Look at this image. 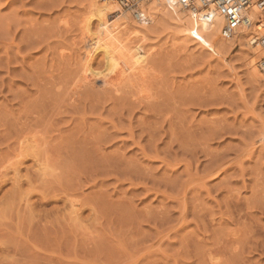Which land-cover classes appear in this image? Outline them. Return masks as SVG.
<instances>
[{
	"label": "rangeland",
	"instance_id": "rangeland-1",
	"mask_svg": "<svg viewBox=\"0 0 264 264\" xmlns=\"http://www.w3.org/2000/svg\"><path fill=\"white\" fill-rule=\"evenodd\" d=\"M95 1L0 0V264H264L248 47L215 58L151 21L132 72L108 89L97 52L79 86Z\"/></svg>",
	"mask_w": 264,
	"mask_h": 264
},
{
	"label": "bare ground",
	"instance_id": "bare-ground-1",
	"mask_svg": "<svg viewBox=\"0 0 264 264\" xmlns=\"http://www.w3.org/2000/svg\"><path fill=\"white\" fill-rule=\"evenodd\" d=\"M98 1H95V3L92 4L94 7L92 15L90 17H87L85 21L81 19L82 21H84L83 27L82 25L80 27V28H83V30L81 31L83 32L84 28H86V30H85L84 36L81 35V38L82 36L83 38L80 40L86 39L87 37H90V36L92 37L90 38V41L87 40L88 42H90L89 44L90 48L87 49L86 47V50L84 48L85 50V51L83 50L84 56L81 57V59L83 58V60H81V63H82L81 66H82V69H84V73L82 75L81 80L78 83L79 86H82V85L89 86L88 84L94 80V79L91 80L90 78L91 73L89 71V68L91 67L90 65L91 60L93 59L94 55L97 52H101L103 54L101 55L104 61L103 63H105L106 71L109 70L105 74L106 71H103L105 70L104 64H103L104 69L101 68L103 69L101 70L103 72L102 73L100 72V75L105 74L104 76H100L102 78L104 77L103 79H105V77H108L104 80V82L102 81L105 84V86L107 84L108 87L107 86L106 87L108 89L110 87V85L108 84H112L111 83V77H112L111 73H113L115 76L117 75V73H121V75L122 74L124 75L125 73L128 74V71L132 72L131 69L134 63H131L129 60L132 58V55L130 52L132 47H129L127 45H129L130 40L133 38L135 39V37L138 38V36H140V40H141V39H144L146 35L150 34L151 32L153 33L152 27L154 24H155L154 25L155 29L169 30L172 32V34H174V36L183 37V40L187 45L188 43L190 44V42H193L195 45H198V47L211 53L210 56H215V58H218L223 53L231 51L233 48L235 49L237 45H238V48L240 46L241 48L245 50L248 47L247 49L249 51L247 50H246L247 52L241 51V50L240 51L243 52L241 53L243 55L244 53L247 54V55L245 54L244 55L245 57L244 56L243 57L247 61L246 64L249 69V72H248L249 76L252 78V80H255V81L262 80V76L264 75V73L263 74L260 73L258 69L261 71L259 66L262 65L261 60L262 58H264V47L260 45L259 43H253V40H254L255 35H260V36L262 35L261 29H262V26H264V13L261 12L256 7H252L249 11L245 12V22L241 26L236 28V30L230 37L226 38V37H222L221 35V30L225 23L224 16L219 12V10L214 5H212L210 2L207 3L206 0H196L191 7H184L180 5L179 3H177L175 0H149L148 2L141 1L139 4L140 13H142L141 18L133 16V14L127 9L120 8L116 6L114 3L112 4L110 0L109 2L107 1V3L105 2L104 4H102L103 3L102 1H100L102 3ZM126 10L129 12V14L131 15L133 19L129 18L130 16H128V13L126 12ZM111 15L116 16L119 20H116L117 22H115L113 19L110 20L109 18ZM91 17H94L97 22L96 24L97 28L93 27L94 30L96 29V31H93L94 33L92 32V28L89 27V25L91 24L90 23V19H92ZM151 21L154 22V24L151 23V26L149 25L151 27L150 28L149 26H147L146 23L151 22ZM124 23L125 24L127 23L128 25H124ZM154 28L153 30H155ZM123 30L125 31L124 33L127 34L125 37H122V34H124L122 33ZM88 32L90 33L92 32V35L91 34L89 35ZM87 41L85 40V42ZM186 44L185 46H187ZM85 46L87 45H84V47ZM249 48H252V50H250ZM224 55L225 54H223V56ZM256 64L258 66V69L256 67ZM133 74H136V73L134 72ZM109 76H110V80H109ZM144 89L145 88H143V90ZM138 91H139V87H138ZM262 94L264 96V91H262ZM261 125H262L263 130H262V135L259 138V141H262V145L264 146V123H261ZM72 208H75V207L73 206ZM238 213L240 212L238 211ZM241 238L242 236L238 240H241ZM235 243H237V241ZM230 245H231V242H230ZM239 247L241 246L239 245ZM238 250H240V248ZM235 253H237V250Z\"/></svg>",
	"mask_w": 264,
	"mask_h": 264
},
{
	"label": "built area",
	"instance_id": "built-area-1",
	"mask_svg": "<svg viewBox=\"0 0 264 264\" xmlns=\"http://www.w3.org/2000/svg\"><path fill=\"white\" fill-rule=\"evenodd\" d=\"M141 1L149 0H119L122 7L130 11L135 17H142L140 13L139 4ZM184 7H191L196 0H175ZM214 5L219 12L224 16L225 23L221 30L222 37H230L236 28L245 22V12L252 7H256L264 13V0H206ZM138 14V15H136ZM261 36L255 35L253 43H259L264 47V26L261 29ZM262 65L259 66L264 73V58H262Z\"/></svg>",
	"mask_w": 264,
	"mask_h": 264
}]
</instances>
